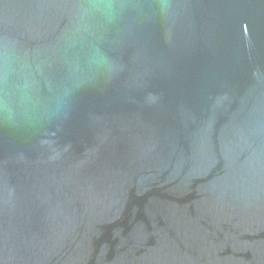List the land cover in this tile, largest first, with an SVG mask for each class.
I'll return each instance as SVG.
<instances>
[{"label": "water", "instance_id": "obj_1", "mask_svg": "<svg viewBox=\"0 0 264 264\" xmlns=\"http://www.w3.org/2000/svg\"><path fill=\"white\" fill-rule=\"evenodd\" d=\"M0 264H264V0H0Z\"/></svg>", "mask_w": 264, "mask_h": 264}]
</instances>
